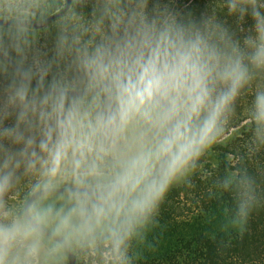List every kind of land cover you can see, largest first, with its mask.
Returning <instances> with one entry per match:
<instances>
[{
	"label": "clouds",
	"instance_id": "1",
	"mask_svg": "<svg viewBox=\"0 0 264 264\" xmlns=\"http://www.w3.org/2000/svg\"><path fill=\"white\" fill-rule=\"evenodd\" d=\"M148 3L138 0L127 14L118 4L115 11L106 9L107 26L104 16L86 25L70 9L44 45L36 26L23 23L8 48L0 49V193L10 187L21 163L37 176L34 191L56 187L50 173L38 166L54 140L89 122L101 127L117 120L130 85L143 90L145 81L158 82L131 117L152 129L157 143L171 142L175 130L190 122L202 134L197 143L203 144L212 140L241 91L264 75V0H224L237 24L246 17L251 21L242 35L214 15L195 18L162 0H153L151 9ZM10 7L19 10L23 21L31 15L23 5ZM249 118L254 143L264 145V87L253 92ZM199 152L193 147L182 157L163 158V179L152 199L143 193L131 198L124 222L143 223L166 184ZM220 185L235 195V212L227 223L242 228L257 203L253 179L232 174ZM74 187L67 207L54 210L38 201L19 211L0 208V264H36L34 250L44 228L53 226L54 234L68 243L74 235L101 227L122 192L118 180L100 173Z\"/></svg>",
	"mask_w": 264,
	"mask_h": 264
},
{
	"label": "trees",
	"instance_id": "2",
	"mask_svg": "<svg viewBox=\"0 0 264 264\" xmlns=\"http://www.w3.org/2000/svg\"><path fill=\"white\" fill-rule=\"evenodd\" d=\"M137 3L138 0H74L62 16L45 27L33 30L38 33L40 44L44 45L54 34L57 22L70 9H74L86 25L104 16L107 26L106 9L115 11L118 4L120 11L127 14ZM162 3L185 16L200 18L202 15H214L237 29L238 35H242L251 24L247 17L237 24L235 18L228 14L224 0H162ZM14 5H23L31 14L29 18L38 20L60 10L65 0H19ZM10 6L0 5V17L20 19L19 10ZM152 6L153 0H149L148 9ZM17 28L0 26V49L8 48L10 37L15 35ZM144 84L152 89L158 87L154 80H147ZM258 87H264V75H258L247 89L241 91L232 112L213 136L212 140L219 142L216 147L217 165L207 161V141L197 143L202 134L190 122L179 126L177 130L191 141L189 151L193 147L200 148L194 163L189 165L192 171L190 178L156 198L151 214L143 223L124 222L130 205L111 206L104 229L91 231L89 239L80 248L76 264H264V145L254 143L249 118L253 92ZM128 93L147 96L132 88ZM115 123L116 120L101 126V130L87 125L82 127V132L92 140L94 147L80 143L68 131L61 140H54L38 166L44 167L53 181L86 172H109L114 160L98 148L109 147ZM141 126L151 134L150 128ZM234 129H237L236 134L230 135ZM241 136L242 148L237 151ZM240 173H246L253 179L257 192V203L242 228L227 223L235 212V195L220 185L225 176ZM147 176L131 179L126 188L142 190L152 186L156 179H148ZM37 183L36 174L21 163L10 187L0 193V201L12 198L25 203ZM61 194L69 197L73 193ZM126 229H130L128 235H124Z\"/></svg>",
	"mask_w": 264,
	"mask_h": 264
},
{
	"label": "rangeland",
	"instance_id": "3",
	"mask_svg": "<svg viewBox=\"0 0 264 264\" xmlns=\"http://www.w3.org/2000/svg\"><path fill=\"white\" fill-rule=\"evenodd\" d=\"M15 3H19V0H0V5H14ZM144 104V97L127 92V100L121 109L119 118L116 120L113 132L110 135L109 147L106 149L98 148V150L108 153L114 160V165L109 172L80 173L74 176L60 178L55 180L54 183L57 185H75L77 182H84L89 174L92 173L111 175L118 181L130 180L136 177L156 173L164 154L166 138L157 143L152 129H150L151 134H149L143 130L139 123L131 119L132 115L138 112L140 107ZM147 115L148 114L145 113V118H147ZM85 125L93 127L96 130H101V127H98L94 122L86 123L83 126ZM83 126L78 129H70L69 131L80 143L94 147L92 140L82 132ZM236 131L237 129L232 130L230 135H235ZM240 139L237 151L242 148V136ZM222 141L225 140L223 139ZM217 143L219 142L211 140L205 144L207 161L211 162L214 166L218 163V152L216 151ZM190 144L191 141L176 129L173 135L172 148L168 159L187 155L190 149ZM191 172V168L187 166L178 178L173 179L166 184L161 196L165 195V193H167L172 187H175L184 180L190 178ZM162 179L163 174L160 178L156 179V182L152 186L142 190L121 188L122 192L118 198L113 201L111 206L130 205L131 198L137 197L141 193L151 200L152 194L155 192ZM67 197V195L61 193H51L39 197L32 205L39 201L41 204H51L53 209L56 210L61 206L67 207ZM23 204V201L9 198L8 200L0 201V208L3 210L15 209L19 211ZM104 226L105 223H103L101 227L95 229L102 230L104 229ZM47 228L54 232L53 226ZM90 233L91 231L74 235L67 243L77 256L80 253L82 244L89 239L88 237ZM57 244H59L60 247H55ZM34 254L36 256V264H66L67 262V253L65 252L62 243L42 233L40 240L37 242Z\"/></svg>",
	"mask_w": 264,
	"mask_h": 264
},
{
	"label": "water",
	"instance_id": "4",
	"mask_svg": "<svg viewBox=\"0 0 264 264\" xmlns=\"http://www.w3.org/2000/svg\"><path fill=\"white\" fill-rule=\"evenodd\" d=\"M72 4V0H65V5L58 11L51 13L50 15L42 18V19H38V20H34V19H30L28 18L27 21H23L21 19H13V18H7V17H0V26H4V25H10V26H21V24L23 23H28L30 25H35L36 29L42 28L40 27V25H43V21L44 20H49V21H54L55 19H57L58 17L62 16L71 6ZM50 24V23H49ZM48 25V24H46ZM46 25H43V27H45ZM10 63V62H9ZM129 88L132 89H137L139 91H141L142 93L146 94L147 96H151L152 93V88L148 87L146 84H143V90L139 89V88H135L134 86L130 85ZM174 135V133H173ZM173 135H172V139L171 142H169V140L166 138V146H165V150H164V154H163V158L167 157L169 158L170 152H171V148H172V143H173ZM161 159V160H162ZM161 163L160 166L157 170L156 173L150 174L147 176L148 179H158L161 177V175L163 174L161 171ZM132 182V180H122L119 181V187L120 188H126L128 184H130ZM76 188L74 187V185H60V186H56L54 188H50L47 190H36L33 191L30 196L28 197V199L25 201L23 209L29 208L32 206V204L34 203V201L36 199H38L39 197H42L44 195H48L51 193H74L76 192ZM42 234L47 235L53 239H56L58 241H60L64 247L67 249V262L66 264H76L77 261V254L68 246L67 243H64V237L62 235H57L54 234V232H52L49 228H44L41 231Z\"/></svg>",
	"mask_w": 264,
	"mask_h": 264
}]
</instances>
